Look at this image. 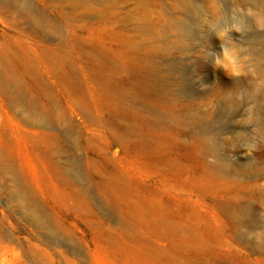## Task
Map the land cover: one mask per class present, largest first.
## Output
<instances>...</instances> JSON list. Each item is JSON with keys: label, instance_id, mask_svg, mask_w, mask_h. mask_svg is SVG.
<instances>
[{"label": "rangeland", "instance_id": "374dc122", "mask_svg": "<svg viewBox=\"0 0 264 264\" xmlns=\"http://www.w3.org/2000/svg\"><path fill=\"white\" fill-rule=\"evenodd\" d=\"M86 2L42 23L74 44L67 90L39 59L48 98L16 68L34 123L0 101V153L17 175L0 170V264H264V0ZM7 33L0 22V51ZM149 69L151 95L138 87ZM133 100L171 126L133 132ZM198 135L215 137L213 152Z\"/></svg>", "mask_w": 264, "mask_h": 264}, {"label": "bare ground", "instance_id": "6f19581e", "mask_svg": "<svg viewBox=\"0 0 264 264\" xmlns=\"http://www.w3.org/2000/svg\"><path fill=\"white\" fill-rule=\"evenodd\" d=\"M86 4V0H0V22H7L15 32V35H9L8 33L7 35H4L5 40L0 51V101L2 102L3 109L6 113H9L10 111L13 114L22 115L23 119L29 120L30 122H33V118L37 113L36 107H34L32 104L29 105L28 103V87H24L20 77L18 76V73L16 72V68H18L17 70L22 73L23 77L25 75L29 83L33 81L37 82L39 79V82L37 83L42 87V99L46 97L48 98L51 93L44 88L46 83L41 77H39L41 76L37 66V61L39 59L44 61L43 63L49 68L52 75H56V77L59 79L58 83H61L62 87L64 86L63 89H65L66 85L69 84L72 68L79 65L78 62V65H76L72 59L74 44L69 39L63 38L61 36L56 37L55 34L51 35L43 27L42 23L44 22L45 26L54 28V19L57 15H62L63 18L67 19L68 17L71 18L70 20H72V17L74 19L76 16L77 8L84 5L86 6ZM38 6L48 7L52 15V18L49 17V19H53V21H50L43 12H40ZM67 8H69V10H67ZM47 20L50 22L48 23ZM173 24L174 26L176 25L179 27V29L180 27L183 30L186 28V23L183 20H180V18L174 20L172 25ZM64 25L66 26V24ZM38 42H43V44L45 42L49 45L47 44L48 46H46L39 44L42 48L40 52H37L36 45H38ZM5 56L9 58V61L12 60L13 63L17 65V67L10 66L9 63L4 61L3 58ZM153 80L154 73L151 69H149L147 73H145L144 79L138 84V87H140L142 91H145L149 95L152 93L155 94L158 91L157 89L155 90ZM65 90H67V88ZM152 96H154L156 99L158 97L155 95ZM40 104L43 107L47 106L51 112L57 109V103H50L51 105H47L43 103L42 100ZM157 104L162 105V102H158ZM123 108L125 109L126 106ZM127 109L131 113V127L134 128L132 130L133 132H136V129H138V126L141 124H147L150 129L154 128L157 130L165 129L171 126L170 124H167V119L155 112V114L152 116L154 119L151 118V120L148 121L143 116V109L138 106L135 100H133L132 105L127 107L125 110ZM151 121H154L156 125L152 126ZM174 125H176V123ZM177 126L178 125H176V127ZM210 127L211 125H205V127L201 129L200 133L209 131L211 129ZM199 138H203L204 140H200ZM214 140V136L198 135L195 136L194 142L200 148V151L205 154L213 152L212 150ZM56 166L61 169V176L65 179L78 176V172L76 173V171L71 167H64L59 163H56ZM224 167L225 164L220 162L219 159H216V162L211 165V169L215 173L222 171ZM0 170L6 171L11 176V179H16L17 175L15 174L16 172L14 168L11 167L10 163H8L4 155L1 153ZM257 171H259L257 173L258 175H264V169L261 168ZM11 200L15 206L23 210V214L27 219L32 222L40 220V216L37 214L35 209L36 207L33 204L29 203L22 197L17 196L13 197ZM234 213L235 211L233 210L230 217H232Z\"/></svg>", "mask_w": 264, "mask_h": 264}, {"label": "clouds", "instance_id": "9594fccd", "mask_svg": "<svg viewBox=\"0 0 264 264\" xmlns=\"http://www.w3.org/2000/svg\"><path fill=\"white\" fill-rule=\"evenodd\" d=\"M221 49H222L221 55H224V58L227 59V60H229L230 63H234V61L226 54V51H225V49L223 48L222 45H221ZM214 65L215 66H223L219 55H215L214 54ZM232 74L233 75H238L239 73L236 72L235 70H233V73Z\"/></svg>", "mask_w": 264, "mask_h": 264}]
</instances>
